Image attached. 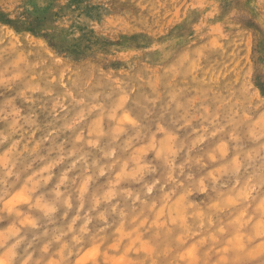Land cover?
<instances>
[{
    "label": "rangeland",
    "instance_id": "rangeland-1",
    "mask_svg": "<svg viewBox=\"0 0 264 264\" xmlns=\"http://www.w3.org/2000/svg\"><path fill=\"white\" fill-rule=\"evenodd\" d=\"M262 84L264 0H0V259L264 264Z\"/></svg>",
    "mask_w": 264,
    "mask_h": 264
},
{
    "label": "bare ground",
    "instance_id": "bare-ground-1",
    "mask_svg": "<svg viewBox=\"0 0 264 264\" xmlns=\"http://www.w3.org/2000/svg\"><path fill=\"white\" fill-rule=\"evenodd\" d=\"M126 1H127V0H126ZM122 2H123V1H122ZM119 3H120V1H119ZM124 3H125V2H124ZM131 3H132V2H131ZM134 12H135V11H134ZM30 42H31V41H30ZM213 42H214V41H213ZM201 45H202V44H201ZM218 45H220V44H218ZM223 50H224V49H223ZM223 50H222V51H223ZM198 53H199V52H198ZM229 53H230V52H229ZM201 56H202V55H201ZM235 65H236V64H235ZM69 70H70V68H69ZM111 70H112V69H111ZM111 70H110V71H111ZM112 71H114V70H112ZM61 78H62V77H61ZM256 81H257V80H256ZM253 82H254V81H253ZM256 85H257V84H256ZM262 85H264V84H262ZM131 93H132V92H131ZM121 96H122V95H120L119 98H120ZM253 97H254V96H253ZM122 98H123V96H122ZM122 98H121V99H122ZM121 99H120V100H121ZM123 101H124V99H123ZM61 105H62V104H61ZM53 115H54V114H53ZM110 115H111V113H110ZM112 116H113V115H112ZM118 117H119V116H118ZM96 119H97V120H96V123H97V121H98V117H97ZM120 119H122V118H120ZM262 120H263V119H262ZM93 126H94V125H93ZM93 126H92V127H93ZM115 127H116V126H115ZM115 127H114V129H115ZM92 130H93V129H92ZM98 130H99V129H98ZM115 130H117V127H116ZM87 132H88V131H87ZM90 132H91V131L89 130V133H90ZM99 132H100V131H99ZM258 132H259V131H258ZM93 133H94V132H93ZM87 134H88V133H87ZM90 134H91V133H90ZM164 136H165V135H164ZM167 136H169V135H167ZM163 140H164V139H163ZM168 140H169V139H168ZM150 143H151V142H150ZM151 144H152V143H151ZM219 144H220V143H219ZM221 144H222V143H221ZM221 144H220V145H221ZM162 145H163V144H162ZM169 146H170V144H169ZM152 147H154V146L152 145V146L149 147V148H152ZM218 147H221V146H218ZM166 148H167V147H166ZM143 149H144V148H143ZM170 149H171V148H170ZM223 149H224V148H223ZM163 150H164V149H163ZM165 150H166V149H165ZM139 151H140V150H139ZM139 151H138V152H139ZM142 151H143V150H142ZM218 151H220V150H218ZM222 151H223V150H222ZM222 151H220V152H222ZM255 151H256V150H255ZM223 153H225V152L223 151ZM210 154H211V153H210ZM237 157H238V156H237ZM2 159H3V158H2ZM138 167H139V166H138ZM52 168H53V167H52ZM238 168H239V167H238ZM138 169H139V168H138ZM138 169H137V170H138ZM136 172H137V171H136ZM117 174H118V173H117ZM136 174H137V173H136ZM123 175H125V174H123ZM120 176H122V175H120ZM120 176H119V177H120ZM34 182H35V181H34ZM82 183H83V182H82ZM83 184H84V183H83ZM34 186H35V185H34ZM22 187H23V186H22ZM81 187H82V186H81ZM245 187H246V186H245ZM254 187H255V186H254ZM19 190H20V189H19ZM243 190H244V189H243ZM240 191H241V190H239V192H240ZM18 192H19V191H18ZM16 193H17V192H16ZM241 193H242V192H241ZM15 195H16V194H15ZM15 195H14V196H15ZM12 196H13V195H12ZM12 196H11V197H12ZM11 197H10V198H11ZM27 197H28V196L26 195V193H25V189H24V191H20V192L18 193V195H16V198H15V199L18 201V200H22V199H27ZM13 199H14V197H13ZM28 199H29V197H28ZM28 199H27V200H28ZM177 199L179 200V199H181V197L178 196ZM6 200H7V199H6ZM9 200H10V199H9ZM34 200H35V199H34ZM178 200H175V201L179 202ZM10 201H11V200H10ZM24 201H25V200H24ZM180 201H181V200H180ZM260 201H261V200H260ZM7 202H8V201H7ZM11 202H12V201H11ZM13 202H14V201H13ZM9 203H10V202H9ZM39 203H40V202H39ZM260 203H261V202H260ZM40 204H41V203H40ZM170 204H171V205H172V204L175 205L176 202H173V203L171 202ZM258 204H259V203H258ZM261 204H262V203H261ZM34 205H35V202H34ZM173 205L171 206V207H173L172 209H174V211L177 212V211H178V208H177V209H176V207L174 208ZM177 205H178V204H177ZM1 206H2V205H1ZM37 206H40V205H37ZM257 206H258V205H257ZM8 207L10 208V205H9ZM168 209H169V208H168ZM170 209H171V208H170ZM175 209H176V210H175ZM179 209H180V208H179ZM262 209H263V208H261V210H262ZM163 210H164V209H163ZM254 210H255V209H254ZM263 210H264V209H263ZM263 210H262V211H263ZM17 211H19V210H17ZM159 211H160V210H159ZM180 211H181V209H180ZM180 211H179V212H180ZM14 212H15V210H14ZM179 212H178V213H179ZM263 212H264V211H263ZM18 213H19V212H18ZM157 213H158V212H157ZM178 213H177V215H178ZM261 213H262V212H261ZM16 214H17V213H16ZM179 214H180V213H179ZM196 214H197V213H196ZM157 215H158V214H156V216H157ZM159 215H160V213H159ZM237 216H238V215H237ZM24 217H25V216H24ZM27 217H28V216H27ZM178 217H179V215H178ZM181 217H182V216H181ZM170 219H171V218H170ZM180 219H181V218H180ZM182 219H183V217H182ZM235 219H237V218H235ZM258 219H259V218H258ZM259 220H261V219H259ZM259 220H257V221L255 222V223H256V226L259 225V224L261 223V222H258ZM23 221H24V220H23ZM25 221H27V220H25ZM261 221H262V220H261ZM258 223H259V224H258ZM31 224H32V223H31ZM260 225H261V224H260ZM260 225H259V227H260ZM11 226H12V225H11ZM200 227H201V226H200ZM255 228H256V227H255ZM255 228H254V233H255V232H258V228H257L256 230H255ZM9 229H11V227H9ZM12 230L14 231V228H12ZM15 231H16V230H15ZM235 235H236V234H235ZM237 235L241 237V235H239L238 233H237ZM133 238H134V237H133ZM136 238H137V237H136ZM136 238H134V239H136ZM178 238H179V237H178ZM178 238H177V239H178ZM228 239H229V238H228ZM234 239H237V240H238V238H234ZM238 243H239V242H238ZM129 244H130V242H129ZM129 244H128V245H129ZM141 244H142V243H141ZM236 244H237V242H236ZM236 244H235V242H234L233 245H236ZM259 244L262 245V242L259 243ZM238 245H242V244L239 243ZM141 246H142V245H141ZM8 247H9V246H8ZM129 247H130V246H129ZM146 247H147V245H146ZM240 247H241V246H240ZM242 247H244V245H243ZM10 248H11V247H10ZM88 248H89V247H88ZM127 248H128V246H127ZM127 248H125L124 250H126ZM237 248H239V247H237ZM256 248L259 249V246H256ZM190 249H191V248H190ZM133 250H134V251H137V250H135L134 248H133ZM133 250H132V251H133ZM191 250H192V249H191ZM251 250H252V249H251ZM255 250H256V249H255ZM255 250H253V251H255ZM84 252H85V251H84ZM189 252H190V250H189ZM189 252H188V253H189ZM248 252H249V250H248ZM8 253H9V252H8ZM191 253H192V252H191ZM251 253H252V252H251ZM10 254H11V253H10ZM85 254H87V255H85ZM96 254H97V248L91 250V251L88 252V253H84V255H85L84 259H85V260L88 259V258L93 259V258H94L93 256H95ZM179 254H180V253H179ZM103 255H106V254L103 253ZM191 255H192V254H190V256H191ZM6 256H7V255H6ZM112 256H113V255H112ZM180 256H181V255H180ZM182 256H183V254H182ZM186 256H188V254H186ZM91 257H93V258H91ZM117 257H118V256H117ZM117 257H116V258H117ZM121 257L123 258V256H121ZM219 257H220V256H219ZM222 257H223V256H222ZM116 258H115V259H116ZM109 259H110V258H109ZM115 259H114V260H115ZM123 259H124V262H125L126 260H128L127 257H125V258H123ZM123 259H122V262H123ZM125 259H126V260H125ZM190 259H191V257H190ZM222 259H223V258H222ZM102 260H103V259H102ZM105 260H106V259H105ZM223 260H224V259H223ZM24 261H25V260H24ZM24 261H23V263H24ZM52 261H53V259H52ZM23 263H22V264H23ZM49 263H50V262H49ZM0 264H9V262H8L7 259L4 260V259L1 258V259H0ZM20 264H21V263H20Z\"/></svg>",
    "mask_w": 264,
    "mask_h": 264
}]
</instances>
